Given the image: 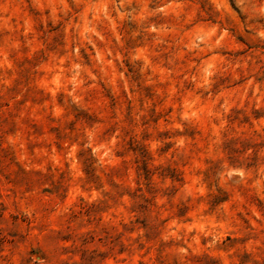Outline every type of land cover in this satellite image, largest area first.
<instances>
[{
  "label": "clouds",
  "instance_id": "1",
  "mask_svg": "<svg viewBox=\"0 0 264 264\" xmlns=\"http://www.w3.org/2000/svg\"><path fill=\"white\" fill-rule=\"evenodd\" d=\"M199 2L0 0V94L15 79V54L23 53L31 61L39 52L44 59L32 66L33 78L10 103L19 101L29 89L39 88L47 100L37 104L36 111L64 130L62 141L42 145L32 154L25 151L28 141L19 134L8 139L20 150L19 159L31 183L13 187L0 175V264H97L89 254L100 245L82 243L83 233L92 229L78 219L79 209L109 200L113 210L119 205L127 211L144 197L152 200L155 237L146 241V230L137 227L123 237L125 254L119 255L116 248L121 245L111 247L97 229L104 250H110L107 264H135L132 256L138 255L137 244L154 248L161 242L180 245L173 250L187 258L212 250L225 235L243 238L225 254V264H233V252L237 256L248 253L247 264H264V150L260 166L246 168L251 147L245 151L237 142L231 156L217 147L220 134L227 129L225 117L230 109L243 110L240 101L247 99L253 86L264 106V86L256 85L246 71L251 57L229 62L218 55L225 37L235 39L232 26L240 18L234 7L243 14L241 34L250 29L252 39L264 43V0H206L210 12L202 11ZM57 36L59 42L49 53L46 46ZM129 40L136 43L129 45ZM130 68L139 78H133ZM225 74L230 78L218 83ZM241 75L248 77L247 85L225 94L222 89L231 88ZM146 86L153 87L154 96L141 101L137 89ZM58 93L63 106L55 102ZM121 97L122 102L110 103ZM206 99L211 103L206 105ZM69 105L89 116L71 131L66 127L71 116L64 114ZM127 105L131 111H126ZM150 110L159 117L155 124L145 123ZM26 115L21 111L16 119ZM202 120L209 126L206 144L189 136ZM253 133L264 140V119L253 122L243 136L239 131L228 134L244 139ZM138 148L148 153L158 192L147 191V183L137 172L144 166ZM164 148L168 151L162 153ZM81 157L90 160L98 185L86 182ZM205 160L208 163H202ZM166 166H184L187 179L180 183L168 177L161 180L159 170ZM209 167L212 178L229 196L211 213V219L205 212L206 195L217 188L206 187L204 173ZM61 173L62 182L57 180ZM45 183L50 192L59 186V196L42 200L37 193ZM137 188L139 193L131 197ZM64 190H70L67 202ZM167 190L174 194H164ZM178 205L191 210L159 225ZM116 220L106 216L101 227L120 231Z\"/></svg>",
  "mask_w": 264,
  "mask_h": 264
},
{
  "label": "rangeland",
  "instance_id": "2",
  "mask_svg": "<svg viewBox=\"0 0 264 264\" xmlns=\"http://www.w3.org/2000/svg\"><path fill=\"white\" fill-rule=\"evenodd\" d=\"M199 7L202 11L210 12V6L207 5L206 0H200ZM234 11L238 14L239 22L233 23L232 35L235 39L230 37H225L223 44L224 47L218 51V55L226 58L227 61L231 62L233 60H239L243 57H251V61L246 65V71L251 73L254 77L256 85L264 86V63L261 60L264 59V43L258 40L252 39L250 29H244L243 34H241L240 29L244 23L243 14L240 13L239 8L234 7ZM211 17L209 16V19ZM261 21H257L260 23ZM126 31L127 26H125ZM59 42V36L53 38V43L47 45L49 53L53 49L56 43ZM129 45L135 44L136 41H127ZM242 46V47H238ZM44 59L38 52L35 57L29 61L27 55L23 53H16L13 61L14 67L12 71L15 73V79L11 80L7 88H4L2 94H0V175L4 176V180L10 183L13 187H24L25 185H30L31 176L24 169L23 161L19 159L20 150L13 144L8 143L10 137H14L19 134L23 139L27 140L28 143L25 144V151L28 154H32L42 145H47L49 142L55 143L62 141L64 138V130L62 127H56L50 118L36 111L35 106L39 103H44L47 100V96L42 94L39 88L29 89L24 96L21 97L19 101L15 103H10L12 98L18 94L19 88L30 81L33 78L32 66L37 62ZM255 69V71H253ZM130 72L133 74V78H139L134 71L130 68ZM239 72V70H236ZM6 76L9 74H5ZM230 78V74H225V76L219 78L218 83ZM42 79V74H41ZM248 77L241 75L240 79L233 82L231 88H223L222 91L227 94L232 91V88L238 86L243 87L247 85ZM39 82V81H38ZM3 87V85H0ZM140 100L144 101L146 99H152L154 96L153 87H139L137 89ZM238 94V93H237ZM255 96V100L253 97ZM262 97L257 95L255 92V86L249 89L246 100H241L240 102L244 105L243 110L236 108L230 109V115L226 116L225 119L228 121L227 129L222 132L221 142L217 146L220 153L225 156H231L236 152L233 145L239 142L244 150L246 151L249 147L253 149L252 153L246 158V168H258L260 166V152L264 150V140L259 139V134L253 133L244 139H241L243 133L248 129L252 128L253 122L264 119V106L260 105ZM56 104L63 106L62 94L58 93L56 97ZM122 102V97L118 100L110 101L112 104H118ZM211 102L205 100V104L208 105ZM29 107L25 108V105ZM132 106L127 105L126 111H131ZM25 112L26 118L16 119L19 113ZM171 111V109H169ZM244 112L247 115L243 114ZM65 116H71V120L68 122L66 127L69 131L73 127L86 122L89 119L88 113L80 112L73 106L69 105L65 107ZM127 118V117H126ZM159 119L152 110L148 115L145 123L151 121L155 124ZM208 125L202 120L198 128L193 129L189 136L191 139H196L198 142L207 143L206 137L210 133L207 132ZM241 133V136L229 135L228 133ZM171 147L170 145L168 146ZM143 154L144 166L137 169L139 175L143 176L145 182L147 183V191L155 193L160 191L156 188L152 181V171L150 166V159L148 153L144 152L143 148H138ZM168 148H164L163 152H167ZM211 151V149H209ZM82 170L85 172V180L90 184H99V180L93 174V169L91 167V162L87 157H81ZM195 164L196 162L193 161ZM202 163H208V161H203ZM183 169V171H181ZM181 169H177L173 166H166L159 170V177L161 180L168 177L173 183H180L185 181L187 178L184 172L187 171L184 166ZM64 179V174L61 173L57 176V180L62 182ZM204 179L206 181V187L209 189L217 188V191H209L206 195V203L208 205L205 212L209 215L211 219V213L221 203H226L229 199L228 194H226L223 189L219 188V185L212 178V168L209 167L205 170ZM27 191V188H25ZM139 193V188L130 194L131 197L136 196ZM39 197L47 199L49 196L58 197L59 196V186L56 192H50L46 183L41 185L39 192L37 193ZM70 190H64L63 196L65 202L69 199ZM129 195L128 193H125ZM164 194L171 196L174 194L172 190H167ZM256 207H260L259 201H256ZM190 206L178 205L176 206V211L165 215L162 220L159 221V225H165L170 222L171 219H180L184 216L187 211H190ZM227 210V209H226ZM152 211V200L149 197H144L140 199L137 203L128 207L125 211L119 205L116 206L115 210L111 207V202L109 200L101 201L86 208L79 209L80 217L83 223L87 225L92 231L84 232L82 243L85 245L90 244L95 241L100 245L99 249L93 248L89 254L90 258L100 264H107L109 252L104 250V245L100 243V239L95 234L98 229L100 232L104 233V238L108 245L115 247L116 244H120L119 248H116V252L119 255L125 254V248L123 244V237L126 234H130L137 227L145 229V240H153L156 235L157 225L153 224L154 217L151 215ZM122 216L124 219L116 220L117 216ZM239 214L237 213V216ZM108 216L112 220H116V223L120 227V231H115L108 226L101 227V223L104 221L105 217ZM131 216L129 220L128 217ZM127 221V223H125ZM246 223V222H245ZM242 237L225 235L223 240L214 246L212 250L202 251L193 254L191 257L182 258L180 254L175 252L173 249L179 247L180 245H174L171 242H161L157 243L153 248L151 244L145 246L143 244L136 245V251L138 255H133L132 260L135 264H147L148 261L151 264H225L226 253L229 249L237 247V241H242ZM201 245H203L204 240H201ZM87 252V248L85 249ZM235 258L233 264H247L249 259L248 253H240L239 256L235 252L232 253Z\"/></svg>",
  "mask_w": 264,
  "mask_h": 264
}]
</instances>
